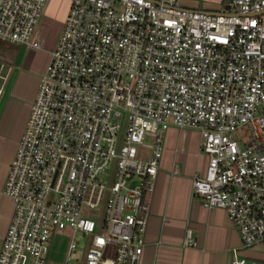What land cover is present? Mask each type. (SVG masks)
<instances>
[{"label": "built area", "instance_id": "built-area-1", "mask_svg": "<svg viewBox=\"0 0 264 264\" xmlns=\"http://www.w3.org/2000/svg\"><path fill=\"white\" fill-rule=\"evenodd\" d=\"M47 2L0 0V40L51 47L6 181L0 264H48L66 229L62 264H140L172 127L201 134L203 207L226 211L244 248L263 245L264 0H71L61 32L34 41ZM11 72L0 61V111ZM233 264L260 263L235 250Z\"/></svg>", "mask_w": 264, "mask_h": 264}, {"label": "crops", "instance_id": "crops-1", "mask_svg": "<svg viewBox=\"0 0 264 264\" xmlns=\"http://www.w3.org/2000/svg\"><path fill=\"white\" fill-rule=\"evenodd\" d=\"M221 1L180 0L186 8L211 12L220 8ZM70 6L71 0L62 18L43 15L34 41H45L51 30L57 36ZM50 53V46L30 49L0 40V61L12 67L0 111V251L13 215V202L5 194L6 181ZM207 166L208 155L201 151L199 131L175 127L167 131L156 188L149 198L146 245L140 264H233L235 250L242 258L264 264V244L244 248L226 211L206 209L193 192V177L204 176ZM188 229L196 241L193 246L184 244Z\"/></svg>", "mask_w": 264, "mask_h": 264}, {"label": "rangeland", "instance_id": "rangeland-1", "mask_svg": "<svg viewBox=\"0 0 264 264\" xmlns=\"http://www.w3.org/2000/svg\"><path fill=\"white\" fill-rule=\"evenodd\" d=\"M70 0H48L46 7L43 10L41 18L43 15H48L51 18H62L65 14L66 9L69 6ZM40 18V20H41ZM238 137V134H235ZM74 232L71 229L66 230H55L52 235V240L50 243V253H49V264H61L66 259L67 250ZM75 238L80 242L78 247V252L75 253L72 258L74 261L81 262L84 258L85 249L84 245L87 243L88 238L83 234L77 233Z\"/></svg>", "mask_w": 264, "mask_h": 264}]
</instances>
